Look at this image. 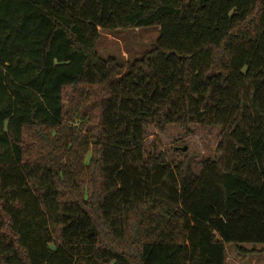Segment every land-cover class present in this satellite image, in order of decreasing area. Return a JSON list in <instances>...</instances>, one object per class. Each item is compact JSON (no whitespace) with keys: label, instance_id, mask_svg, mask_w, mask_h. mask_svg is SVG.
I'll return each mask as SVG.
<instances>
[{"label":"trees","instance_id":"1","mask_svg":"<svg viewBox=\"0 0 264 264\" xmlns=\"http://www.w3.org/2000/svg\"><path fill=\"white\" fill-rule=\"evenodd\" d=\"M157 27L124 65L100 33ZM217 127L216 159L146 156ZM261 245L258 251L245 245ZM264 253V0H0V264Z\"/></svg>","mask_w":264,"mask_h":264},{"label":"rangeland","instance_id":"2","mask_svg":"<svg viewBox=\"0 0 264 264\" xmlns=\"http://www.w3.org/2000/svg\"><path fill=\"white\" fill-rule=\"evenodd\" d=\"M159 37L157 27L142 29H119L110 33H100V39L96 44V52L102 59H115L125 66L141 58L150 51ZM217 127L190 126L187 130L176 126H169L160 132L154 128L147 130L144 140V152L146 156L160 155L169 164H176L183 160L190 163H198L205 159H216L217 144L219 142ZM247 250H260L261 245H245ZM225 264H234V260H240L241 264H249L254 259L264 263V253L257 256H243L235 251L231 245L225 248Z\"/></svg>","mask_w":264,"mask_h":264},{"label":"crops","instance_id":"3","mask_svg":"<svg viewBox=\"0 0 264 264\" xmlns=\"http://www.w3.org/2000/svg\"><path fill=\"white\" fill-rule=\"evenodd\" d=\"M259 254H262V253H254V254L243 255V256H252V257H254V256H257V255H259ZM241 255H242V254H241ZM234 264H241V262H240V260L235 259V260H234ZM249 264H257V261H255V260L253 259V260L251 261V263H249ZM259 264H264V263L259 262Z\"/></svg>","mask_w":264,"mask_h":264}]
</instances>
